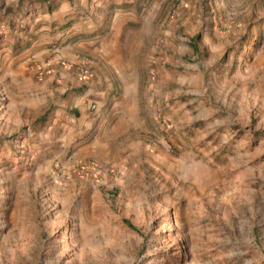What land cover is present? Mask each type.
Instances as JSON below:
<instances>
[{
	"label": "rangeland",
	"instance_id": "rangeland-1",
	"mask_svg": "<svg viewBox=\"0 0 264 264\" xmlns=\"http://www.w3.org/2000/svg\"><path fill=\"white\" fill-rule=\"evenodd\" d=\"M45 1L0 0V264H264V0Z\"/></svg>",
	"mask_w": 264,
	"mask_h": 264
},
{
	"label": "trees",
	"instance_id": "trees-1",
	"mask_svg": "<svg viewBox=\"0 0 264 264\" xmlns=\"http://www.w3.org/2000/svg\"><path fill=\"white\" fill-rule=\"evenodd\" d=\"M36 1H38V2H44V0H36ZM48 0H46L45 2H47ZM3 23H7V26L8 25H10V21H6V20H3L2 21ZM19 31H23L22 29H19ZM194 39H197V37L196 38H194ZM125 224H126V226L128 227V228H130L131 230H133V231H137L129 222H127V221H125Z\"/></svg>",
	"mask_w": 264,
	"mask_h": 264
},
{
	"label": "crops",
	"instance_id": "crops-1",
	"mask_svg": "<svg viewBox=\"0 0 264 264\" xmlns=\"http://www.w3.org/2000/svg\"><path fill=\"white\" fill-rule=\"evenodd\" d=\"M102 2H104V4H107L110 2V0H102Z\"/></svg>",
	"mask_w": 264,
	"mask_h": 264
}]
</instances>
